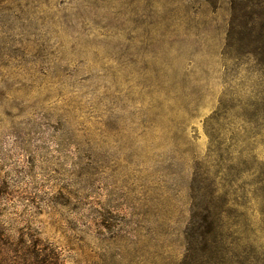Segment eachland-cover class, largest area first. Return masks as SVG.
<instances>
[{"label":"rangeland","instance_id":"rangeland-1","mask_svg":"<svg viewBox=\"0 0 264 264\" xmlns=\"http://www.w3.org/2000/svg\"><path fill=\"white\" fill-rule=\"evenodd\" d=\"M230 8L0 0V264H264V5Z\"/></svg>","mask_w":264,"mask_h":264},{"label":"trees","instance_id":"trees-1","mask_svg":"<svg viewBox=\"0 0 264 264\" xmlns=\"http://www.w3.org/2000/svg\"><path fill=\"white\" fill-rule=\"evenodd\" d=\"M230 4H231L230 10L234 15V14H236L235 12H238L237 7H240V8L241 7L242 8H248L249 6L260 7V6L264 5V0H230ZM254 16H255V18L248 20L247 23L254 24V20L260 18V16H258V15H254Z\"/></svg>","mask_w":264,"mask_h":264}]
</instances>
